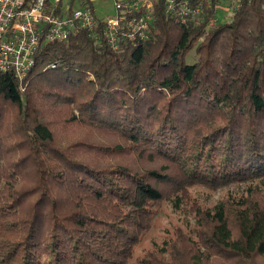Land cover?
<instances>
[{
	"label": "trees",
	"instance_id": "trees-1",
	"mask_svg": "<svg viewBox=\"0 0 264 264\" xmlns=\"http://www.w3.org/2000/svg\"><path fill=\"white\" fill-rule=\"evenodd\" d=\"M187 1L119 50L96 13L43 41L25 90L0 71V264H264V0ZM165 201L193 224L135 258Z\"/></svg>",
	"mask_w": 264,
	"mask_h": 264
},
{
	"label": "built area",
	"instance_id": "built-area-1",
	"mask_svg": "<svg viewBox=\"0 0 264 264\" xmlns=\"http://www.w3.org/2000/svg\"><path fill=\"white\" fill-rule=\"evenodd\" d=\"M56 0H0V71L13 72L25 90L28 71L35 64L43 41L65 40L87 31L95 35L99 19L89 8L60 6ZM239 2L241 0H233ZM153 0H115V13L102 18L103 33L114 50L125 43L136 45L151 31ZM223 10L229 7L222 6ZM166 12L179 16L183 23L200 19L204 6L187 0H167ZM212 20L210 25H214Z\"/></svg>",
	"mask_w": 264,
	"mask_h": 264
},
{
	"label": "rangeland",
	"instance_id": "rangeland-1",
	"mask_svg": "<svg viewBox=\"0 0 264 264\" xmlns=\"http://www.w3.org/2000/svg\"><path fill=\"white\" fill-rule=\"evenodd\" d=\"M56 0H51V3H54ZM82 0H63L64 6L73 8H80L83 6L81 4ZM98 3H103L106 7H102L101 10H98L96 6V11L98 17L102 18L109 17L115 13L114 4L115 0H101ZM229 5V10L221 11V18L226 19L230 16L232 9ZM113 13V14H111ZM193 62V56L189 57V63ZM82 132L79 131L76 127H69L65 129H57L58 138H63L66 140H79L81 138ZM220 195L216 192H213L207 188L198 187L191 190V197L193 201L201 204L203 207L212 206V204L218 199ZM188 219L184 212L176 211L172 208L169 201H165L159 207L158 215L155 217L151 229L144 235L142 241L135 249V258L143 255L146 251L150 252L155 248L162 246L164 240L169 238H174L176 234V229L178 227L189 228L192 224L187 223ZM190 232L191 229L185 230ZM264 263V261L262 260Z\"/></svg>",
	"mask_w": 264,
	"mask_h": 264
},
{
	"label": "crops",
	"instance_id": "crops-1",
	"mask_svg": "<svg viewBox=\"0 0 264 264\" xmlns=\"http://www.w3.org/2000/svg\"><path fill=\"white\" fill-rule=\"evenodd\" d=\"M84 1L85 0H82L81 1V4L82 3H84ZM92 3H93V5H94V7H95V12H97L98 13V11H96V6L98 7V10H101L102 9V7H106L103 3H98V1L99 2H101V0H90ZM49 2L51 3V0H49ZM62 4L64 5V3H63V0H62ZM70 5V4H69ZM224 7H227V6H224ZM115 9V8H114ZM99 14V13H98ZM111 14H113V13H111ZM103 16V15H102Z\"/></svg>",
	"mask_w": 264,
	"mask_h": 264
}]
</instances>
